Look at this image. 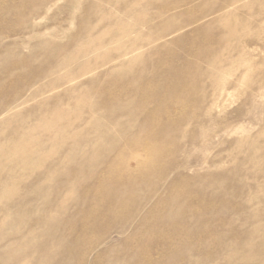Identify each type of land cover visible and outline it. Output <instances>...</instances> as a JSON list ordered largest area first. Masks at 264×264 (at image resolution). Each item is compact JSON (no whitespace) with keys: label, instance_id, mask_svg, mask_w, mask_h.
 <instances>
[{"label":"rangeland","instance_id":"374dc122","mask_svg":"<svg viewBox=\"0 0 264 264\" xmlns=\"http://www.w3.org/2000/svg\"><path fill=\"white\" fill-rule=\"evenodd\" d=\"M0 264H264V0H0Z\"/></svg>","mask_w":264,"mask_h":264},{"label":"bare ground","instance_id":"6f19581e","mask_svg":"<svg viewBox=\"0 0 264 264\" xmlns=\"http://www.w3.org/2000/svg\"><path fill=\"white\" fill-rule=\"evenodd\" d=\"M230 25V24H229ZM186 65V64H185ZM177 68V67H176ZM174 69V68H173ZM178 69V68H177ZM166 70V69H165ZM171 70V69H170ZM178 71V70H177ZM179 72V71H178ZM176 73V72H175ZM179 75V74H178ZM175 77V76H174ZM171 80V79H170ZM179 81V80H178ZM169 82V81H168ZM176 82V81H175ZM154 85V84H153ZM158 87V86H157ZM167 87V86H166ZM179 88V87H178ZM156 91V90H155ZM169 91V90H168ZM161 92V91H160ZM174 93V92H173ZM177 93V92H176ZM175 93V94H176ZM158 94H160V93H158ZM178 95V94H177ZM145 98V97H144ZM143 98V99H144ZM175 99V98H174ZM168 100V99H167ZM164 102V101H163ZM147 137V136H146ZM151 137V136H150ZM136 147V146H135ZM133 168V167H132ZM147 173H149V172H147ZM123 174V173H122ZM127 174V173H126ZM145 175V174H144ZM132 181V180H131ZM108 183V182H107ZM105 185V184H104ZM108 187V186H107ZM128 189H129V187H128ZM130 190V189H129ZM108 193V192H107ZM114 193V192H113ZM117 194V193H116ZM124 198V197H123ZM128 201V200H127ZM117 202V201H116ZM106 204V203H105ZM117 204V203H116Z\"/></svg>","mask_w":264,"mask_h":264}]
</instances>
